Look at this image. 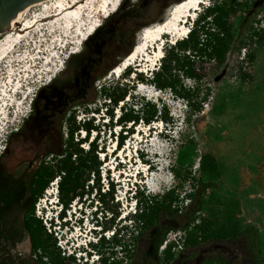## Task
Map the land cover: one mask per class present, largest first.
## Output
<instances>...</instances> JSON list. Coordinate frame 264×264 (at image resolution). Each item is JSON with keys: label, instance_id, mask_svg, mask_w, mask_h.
Here are the masks:
<instances>
[{"label": "rangeland", "instance_id": "rangeland-1", "mask_svg": "<svg viewBox=\"0 0 264 264\" xmlns=\"http://www.w3.org/2000/svg\"><path fill=\"white\" fill-rule=\"evenodd\" d=\"M178 1L124 0L45 85L54 65L75 47L78 27L58 21L49 28L51 19L43 21L40 32L17 47L12 59L21 61L5 67L0 75V156L8 152L3 161L9 169L19 172L34 159L37 165L48 161L53 156L49 152L62 142L67 147L70 127L84 152L90 143L97 147V169L76 196L61 201L59 181L53 184L56 176L36 201L42 202L41 215L36 217L50 241L49 256L55 264H79L68 257V249L95 234L97 230L90 229L85 237L90 227L98 225L109 235L114 232L96 247L102 255L100 264H188L179 259L186 256L190 232L208 240L212 233H229L249 224L258 231L264 253V0L234 1L227 20L236 43L228 50L225 65H206L201 73V90L208 85L210 96L200 112H193L169 88L152 82L162 59L155 64L137 62L119 75L111 73L133 48L140 31L163 21ZM92 15L87 19L98 17L99 11ZM114 17L119 22L109 29ZM99 31L101 35L91 42ZM176 39L180 38L165 35L164 48ZM240 41L245 44L237 53ZM181 85L191 87L193 82L180 77ZM101 87L105 93L126 92L128 110L141 104L147 110L156 108L158 118L120 132L116 120L123 102H110ZM122 135L124 144L118 146ZM49 190L53 195L47 194ZM202 194L203 208L194 215ZM169 201L173 216L160 206ZM60 204L59 219L73 218L59 227L61 233L54 228L55 220H48L50 230L44 224L45 214L55 215ZM139 208L154 217L155 225L140 221L136 226ZM138 232L143 236L136 237ZM201 243L198 262L208 256L205 250L211 242L202 239ZM207 264L219 262L213 257Z\"/></svg>", "mask_w": 264, "mask_h": 264}, {"label": "trees", "instance_id": "trees-1", "mask_svg": "<svg viewBox=\"0 0 264 264\" xmlns=\"http://www.w3.org/2000/svg\"><path fill=\"white\" fill-rule=\"evenodd\" d=\"M234 1L236 0H211L208 6H203V11L197 13L187 36L166 45L158 71L153 73L152 82L156 87L169 88L171 92L181 96L193 112H200L202 104L210 96L208 85L205 87L206 91L201 90L203 79L201 73L206 69V65L218 67L225 65L228 61V50L236 43V34L227 20L228 14L234 6ZM244 44V41L237 43V53L241 52ZM180 77L191 80L193 85L184 88L182 85L178 87ZM244 80H249V77L244 78ZM101 88L110 102H114L115 105L123 102L120 107L122 113L116 120L120 125V132H125L127 126L130 130L140 122L148 125L157 117L158 110L154 107L147 110L146 104H141V108L131 107L128 110L124 101L127 96L126 92L116 95V93H105L106 88ZM86 130L88 133L90 128H86ZM75 131L72 127L68 129L67 147L64 148L62 142L58 149L49 152L50 155H53L52 158L50 157L48 161L42 160L37 174L39 188L33 197V203L43 194L56 176L60 177V200L67 202L70 197L76 196L78 191L85 186L91 173H95L97 169V147L90 143L88 150L84 152L78 147L81 140H78L77 143L74 141ZM124 138L122 135L120 142L118 141V146L124 144ZM50 162L53 164L50 165ZM202 202L203 194L198 197L192 214L195 215L202 210ZM170 203V201L168 204L161 203L160 206L164 212L173 216L174 212ZM153 209L151 206L150 210ZM138 211H140L141 219L135 220L136 226H139L137 224L140 221L147 225H155L154 217L146 209L139 208ZM207 230L204 229V231ZM44 235L45 231L42 229L41 246L43 247L44 244L50 246L49 239L46 240ZM139 236H143V234L138 232L136 237ZM202 239L211 243L205 250L206 252L209 251L208 256L200 259L198 264H207L213 257L217 259L219 264H264V253L259 247V233L250 224L243 228L231 229L229 233H212L208 240L205 237L199 239L190 232L185 241L186 256H181L179 260H191V263L197 260ZM163 241L164 236L160 237L158 245L162 244Z\"/></svg>", "mask_w": 264, "mask_h": 264}, {"label": "bare ground", "instance_id": "bare-ground-1", "mask_svg": "<svg viewBox=\"0 0 264 264\" xmlns=\"http://www.w3.org/2000/svg\"><path fill=\"white\" fill-rule=\"evenodd\" d=\"M124 0H39L15 13L8 22L7 30L0 33V75L5 73V67H13L17 59H12L17 52V47L22 41L31 37L32 33H39L42 29L43 21H49V28L60 21L61 25L68 26L74 23L78 28V40L64 59L58 61L51 69L44 85L54 78L65 67L66 59L71 54L81 50V44L87 40L100 27L103 19L108 18L122 5ZM181 1V2H180ZM168 11L163 21L143 28L135 45L123 58V63L112 68L111 73L119 75L129 66L137 62L146 63L161 60L163 48L165 46V35L186 37L190 31L191 23L197 17L201 5L207 0H180ZM99 11V16L93 17L92 13ZM84 21L87 23L84 24ZM87 25L86 27H83ZM174 42V41H173ZM171 42V43H173ZM155 55L153 56L152 54ZM148 57L147 59H144ZM5 64V65H4ZM60 177L53 182L56 184ZM54 191L49 190L48 195H53ZM77 237V236H76ZM70 258L75 257L70 256Z\"/></svg>", "mask_w": 264, "mask_h": 264}, {"label": "flooded vegetation", "instance_id": "flooded-vegetation-1", "mask_svg": "<svg viewBox=\"0 0 264 264\" xmlns=\"http://www.w3.org/2000/svg\"><path fill=\"white\" fill-rule=\"evenodd\" d=\"M118 22L116 17L111 19L109 29ZM100 35L99 31L91 42ZM5 154L8 152L0 156V264H55L49 256L51 247L40 244V220L35 213L36 202L33 203L39 188L37 174L41 163L37 165L34 159L15 172L4 164ZM44 238L47 240L46 235ZM185 262L199 263L197 260Z\"/></svg>", "mask_w": 264, "mask_h": 264}, {"label": "clouds", "instance_id": "clouds-1", "mask_svg": "<svg viewBox=\"0 0 264 264\" xmlns=\"http://www.w3.org/2000/svg\"><path fill=\"white\" fill-rule=\"evenodd\" d=\"M56 204H58V201H56ZM63 211V204H60V207L58 210L54 212L55 215H49L47 212L45 217H47V220H49L51 223L53 220H55V225L54 228H57L61 233V230L59 227L63 225V223H66L67 221H70L73 219L70 216H64L61 217V220L59 219V214ZM75 213V212H74ZM90 229L97 230L95 234L91 233L89 237H87L88 233L90 232ZM62 236L66 234V230H62ZM56 232V233H59ZM114 235V232H112L111 235H109L107 232H104V229L101 225L98 226H92L86 231V236L87 237L83 242L78 243L76 246H71L70 249L65 247V249H68L67 255L68 257L72 256L75 257L76 260L79 262V264H100L99 259L102 258V255L98 254L97 246L103 239V237H107L109 239L111 236Z\"/></svg>", "mask_w": 264, "mask_h": 264}, {"label": "water", "instance_id": "water-1", "mask_svg": "<svg viewBox=\"0 0 264 264\" xmlns=\"http://www.w3.org/2000/svg\"><path fill=\"white\" fill-rule=\"evenodd\" d=\"M36 1L39 0H0V33L7 30L8 22L15 13ZM121 63L123 61L118 65Z\"/></svg>", "mask_w": 264, "mask_h": 264}, {"label": "built area", "instance_id": "built-area-1", "mask_svg": "<svg viewBox=\"0 0 264 264\" xmlns=\"http://www.w3.org/2000/svg\"><path fill=\"white\" fill-rule=\"evenodd\" d=\"M41 212H42V202H41V200H39L38 202H36V205H35V213L37 214V216H40L41 215ZM41 218H43V217H41ZM44 224L46 226H48V229L50 230L49 221L47 220V217L44 218ZM56 235H57V233H56ZM57 236H59V235H57ZM59 245H60V243H59ZM162 248H165V245L162 246Z\"/></svg>", "mask_w": 264, "mask_h": 264}]
</instances>
